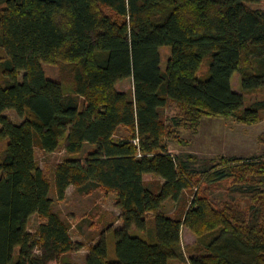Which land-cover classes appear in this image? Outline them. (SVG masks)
<instances>
[{"label":"trees","instance_id":"trees-1","mask_svg":"<svg viewBox=\"0 0 264 264\" xmlns=\"http://www.w3.org/2000/svg\"><path fill=\"white\" fill-rule=\"evenodd\" d=\"M261 1L0 0V264H264V155H220L197 175L166 142L204 117L261 120L264 94L246 103L264 89V9L249 5ZM44 64H59L60 77ZM61 143L67 155L49 181L35 148ZM225 180L224 195L199 187ZM70 185L113 192L120 209L82 263L59 262L84 246L50 195L63 199ZM168 199L174 215L161 211ZM33 214L42 219L31 231Z\"/></svg>","mask_w":264,"mask_h":264},{"label":"rangeland","instance_id":"rangeland-1","mask_svg":"<svg viewBox=\"0 0 264 264\" xmlns=\"http://www.w3.org/2000/svg\"><path fill=\"white\" fill-rule=\"evenodd\" d=\"M251 7L263 8L264 0L256 3H249ZM161 52V67L166 65L167 58L170 54V46L165 45L160 48ZM44 69L49 77L57 78L62 73V67L59 64H44ZM206 70V65L202 71ZM232 85L236 90H240V75L234 72L232 75ZM132 87V81L127 78L121 81L117 88L119 90H129ZM264 94V89L258 93L247 94L246 103L256 97ZM14 121H20L19 117L13 110L5 111ZM178 113V107L175 103H170L164 110L165 117L169 120L172 116ZM125 127L121 126L116 133V136H124L127 134ZM177 138H167V146L169 151L174 154L177 159L182 160L189 172H201L212 165L220 155L230 157L232 155L239 157H254L264 155V112L259 122L255 124H244L230 117H204L199 126L194 128L182 126L178 131ZM91 145L86 144L80 153L82 159L87 155ZM36 159L39 166L45 173L49 181L53 179V171L56 163L67 155L64 149V143L53 152H46L43 149L35 148ZM147 178L153 181L161 179L155 175H148ZM230 181L225 180L214 186H206L205 182H200L199 187H208L209 193L220 196L226 193V187ZM196 190V185H194ZM194 191V190H192ZM192 191H188V196H192ZM53 198V207L60 214L71 221V235L74 240L84 244L78 250H73L60 256L61 262H84V254L91 240L96 238V235L102 232L108 224L117 225L120 223L118 219L120 209L115 204V194L106 192L103 188L78 189L74 185H70L66 190V195L63 199H58L54 189L50 191ZM241 206L246 205L245 200H238ZM178 204L168 199L165 201L161 211L174 215L177 212ZM38 214H33L28 222V228L34 231L41 221ZM106 235L111 238V232ZM183 246L192 245L195 241V235L187 227H183L181 231ZM17 253V250L15 254ZM16 257V255H15ZM50 263L56 264V260ZM171 264H186L180 260L171 261Z\"/></svg>","mask_w":264,"mask_h":264},{"label":"built area","instance_id":"built-area-1","mask_svg":"<svg viewBox=\"0 0 264 264\" xmlns=\"http://www.w3.org/2000/svg\"><path fill=\"white\" fill-rule=\"evenodd\" d=\"M133 142H134V143H137V142H138V138H137V137L134 138V139H133Z\"/></svg>","mask_w":264,"mask_h":264},{"label":"crops","instance_id":"crops-1","mask_svg":"<svg viewBox=\"0 0 264 264\" xmlns=\"http://www.w3.org/2000/svg\"><path fill=\"white\" fill-rule=\"evenodd\" d=\"M120 224V223H117V225ZM74 239V238H73ZM87 251V250H86ZM86 253V252H85ZM85 255V254H84Z\"/></svg>","mask_w":264,"mask_h":264}]
</instances>
